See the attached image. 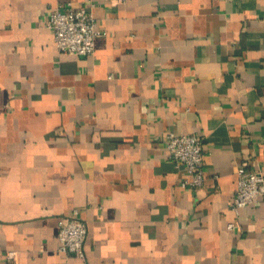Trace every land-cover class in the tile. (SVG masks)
Returning <instances> with one entry per match:
<instances>
[{"label":"crops","instance_id":"crops-1","mask_svg":"<svg viewBox=\"0 0 264 264\" xmlns=\"http://www.w3.org/2000/svg\"><path fill=\"white\" fill-rule=\"evenodd\" d=\"M58 4L91 10L93 54L59 52ZM169 131L202 137L201 186ZM245 158L264 172V0H0V264H264ZM75 208L83 257L58 248Z\"/></svg>","mask_w":264,"mask_h":264},{"label":"built area","instance_id":"built-area-1","mask_svg":"<svg viewBox=\"0 0 264 264\" xmlns=\"http://www.w3.org/2000/svg\"><path fill=\"white\" fill-rule=\"evenodd\" d=\"M45 25L53 30L57 49L61 53L80 55L93 54L96 38L100 35L97 21L87 5L74 7L58 4L52 8ZM198 132L178 134L169 131L165 136L166 151L177 167H183L187 176L183 185L199 187L204 181V149ZM264 196V172L255 167L249 158L242 159L237 166L236 191L231 208L238 214L243 206L252 205ZM59 251L64 254L85 255L87 223L75 208L59 218ZM230 228L234 222L228 224ZM9 260L17 259L16 250H8Z\"/></svg>","mask_w":264,"mask_h":264}]
</instances>
